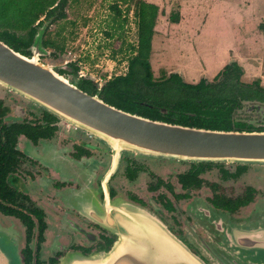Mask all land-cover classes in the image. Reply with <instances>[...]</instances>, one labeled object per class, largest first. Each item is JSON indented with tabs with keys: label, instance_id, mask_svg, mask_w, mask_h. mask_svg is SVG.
Here are the masks:
<instances>
[{
	"label": "flooded vegetation",
	"instance_id": "af4514ba",
	"mask_svg": "<svg viewBox=\"0 0 264 264\" xmlns=\"http://www.w3.org/2000/svg\"><path fill=\"white\" fill-rule=\"evenodd\" d=\"M21 51L29 53L26 47ZM55 71L89 95L100 93L113 77L97 82L67 61ZM254 80L263 90L250 98L236 94L231 120L241 125L228 130H264V83ZM238 111L251 117H235ZM199 163L208 164L188 184ZM223 163L189 161L177 169L158 157L115 153L94 134L0 85V224L13 232L21 264H58L68 252L108 251L117 232L128 231L133 213L127 206L154 213L193 253L212 248L211 225L194 216L205 218L214 210L240 221L251 216L260 198L255 185L246 184L239 193L222 185L248 175L249 163L235 162L232 168ZM213 168L217 180L207 177ZM240 196L251 199L237 203Z\"/></svg>",
	"mask_w": 264,
	"mask_h": 264
},
{
	"label": "water",
	"instance_id": "95a60500",
	"mask_svg": "<svg viewBox=\"0 0 264 264\" xmlns=\"http://www.w3.org/2000/svg\"><path fill=\"white\" fill-rule=\"evenodd\" d=\"M58 11L36 26L28 55L0 40L1 85L94 134L115 153L132 150L189 161L264 162V130H211L129 113L101 101L96 94L81 91L40 62L39 56L50 54L42 39ZM128 211L137 214V220L128 215V231L117 232L108 251L68 252L58 264H264V203L240 221L214 210L205 218L196 214L197 220L211 225L210 236L217 246L204 250L201 246L200 254L191 252L157 217L138 208L129 207ZM0 264H21L13 233L1 224Z\"/></svg>",
	"mask_w": 264,
	"mask_h": 264
},
{
	"label": "rangeland",
	"instance_id": "374dc122",
	"mask_svg": "<svg viewBox=\"0 0 264 264\" xmlns=\"http://www.w3.org/2000/svg\"><path fill=\"white\" fill-rule=\"evenodd\" d=\"M144 1L157 5L158 12L162 11L155 19L148 58L154 80L173 72L187 82H194L199 77L210 80L211 73L217 72L225 63L235 61L242 68V82L249 83L258 78L264 83V36L257 28V24L264 21V0ZM111 4L112 0H67L63 8L64 17L50 24L44 36L56 41L63 38V49L58 52L47 48L55 54L39 56L38 60L55 70L66 61L73 63L86 77L100 83L111 76L123 74L131 53L130 45L136 41L134 2H118V14L110 7ZM175 13L179 19L177 23H172L169 15ZM185 72L194 73L193 78L185 77ZM234 115L238 118L251 117L241 111ZM121 151L174 162L177 169L189 162L132 150ZM224 162L223 165L229 168L235 163ZM248 165V175L222 185L232 193H239L246 184L255 185V194L260 197L257 204H263L264 162ZM206 174L210 180L218 179L214 168ZM190 202L196 205L193 198ZM138 209L156 217L152 212ZM136 215L131 216L134 221L137 220Z\"/></svg>",
	"mask_w": 264,
	"mask_h": 264
},
{
	"label": "trees",
	"instance_id": "16d2710c",
	"mask_svg": "<svg viewBox=\"0 0 264 264\" xmlns=\"http://www.w3.org/2000/svg\"><path fill=\"white\" fill-rule=\"evenodd\" d=\"M128 1L130 0H112L110 7L118 14L117 3ZM66 2L67 0H0V40L22 53L21 48L27 49L35 28L42 19L57 9L59 11L51 24L64 17ZM133 2L136 41L134 45H130L126 72L106 80L100 93L96 92V95L109 105L150 119L207 129L240 128V123L231 120V107L237 103L236 94L241 99L258 96L263 90L258 85V80L241 82L239 78L242 68L235 61L225 63L211 81L199 78L197 82H186L176 72L154 80L148 58L155 19L162 11L158 12L157 5L144 0ZM178 19L177 13L169 15L172 23H177ZM257 28L264 36V21L259 22ZM45 33L46 30L42 44L53 51H62L64 39L56 41L45 38ZM56 34L59 35L60 30ZM76 86L82 87L77 83ZM161 108H164L163 113ZM203 164L208 163L198 164L199 167L191 173L188 184L194 183V176L202 169ZM243 197H238L237 203L251 199V196L245 199Z\"/></svg>",
	"mask_w": 264,
	"mask_h": 264
},
{
	"label": "crops",
	"instance_id": "0c3cea01",
	"mask_svg": "<svg viewBox=\"0 0 264 264\" xmlns=\"http://www.w3.org/2000/svg\"><path fill=\"white\" fill-rule=\"evenodd\" d=\"M187 71H189V70H187ZM176 73H177V72H176ZM185 73H186V72H185ZM215 73H216V72H215ZM215 73L213 72V73H211V75H212V74L214 75ZM189 75H190V76H189ZM193 75H194V73H193V74H190L189 72H188V74H187V76L190 77V78H193V77H192ZM197 79H198V78H197ZM197 79H196L195 81H197ZM195 81H194V82H195ZM190 82H192V81H190Z\"/></svg>",
	"mask_w": 264,
	"mask_h": 264
}]
</instances>
